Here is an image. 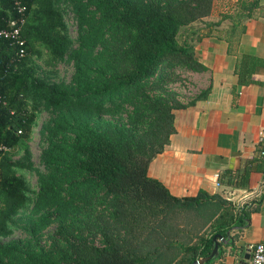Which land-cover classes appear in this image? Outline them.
Instances as JSON below:
<instances>
[{
	"label": "trees",
	"instance_id": "trees-1",
	"mask_svg": "<svg viewBox=\"0 0 264 264\" xmlns=\"http://www.w3.org/2000/svg\"><path fill=\"white\" fill-rule=\"evenodd\" d=\"M55 1L20 0L25 7L20 35L25 41L26 56L17 59L14 47L0 39V143L10 150L30 134L34 110L29 108V100L41 101L50 108H64L70 103L67 93L57 87L48 88L41 82H35L27 66L34 44L44 47L54 58L64 55L66 44L59 35L61 24L53 9ZM212 1L171 0L161 4L155 0H94L93 5L100 14L99 28L107 26L113 34L122 36L121 56L129 63L130 70L122 76L111 78L109 81L112 83L96 85L90 92L85 82V65L80 59V52L75 51L69 56L74 66V90L71 96L77 101L96 98L98 110L104 100L111 101L113 94L125 92L126 96L131 90L137 92L140 84L150 79L162 63L167 68L183 66L193 72H203L204 67L193 58L192 46L185 42L179 43L177 34L180 28L208 16ZM258 1L252 0V5ZM75 12L79 26L85 24L78 3H75ZM18 19L11 0H0V28L16 24ZM257 61L245 55L240 56L235 71L239 85L252 83L250 75ZM205 92L186 105L177 102L169 104L161 98L145 96L147 112L152 117L145 131L140 133L134 128L114 131L109 127L100 134L85 129L82 134L76 133L68 145L73 155L72 168L77 169L84 179L98 183L103 192L111 197L116 218L129 217L135 222L145 212L148 218L159 217L161 221L177 211L191 212L202 222V227L205 226L206 233L199 237V244L193 247L177 244L178 252L166 255V252L157 249L140 252L104 236L99 246L79 241L77 245L71 244L73 256L65 264H190L209 254L213 235L221 236L220 245L232 228L242 229L247 225L248 213L256 210L258 201L243 205L233 213L232 204L217 195L198 192L194 197L175 198L160 183L146 175L149 162L162 151L173 133L171 111L192 105L195 100L204 98ZM165 127L167 132H164ZM17 130L20 134H16ZM57 132L58 129L54 127L52 134ZM44 157L52 174L38 180L35 195L38 209L58 197L60 185L57 178L61 172L57 168L58 156L55 158L52 153L45 151ZM5 158L0 164V236L6 229V220L15 215L25 201L23 181L7 171ZM248 173L246 168L234 175L224 172L230 180L228 185L234 188L247 184ZM249 205L254 207L249 208ZM42 219L45 220L46 216ZM155 229L151 227L149 231L156 233ZM0 250L23 253L14 245L0 246ZM27 258L32 264H58L48 258L39 263L32 256L27 255ZM215 259L204 264H211Z\"/></svg>",
	"mask_w": 264,
	"mask_h": 264
},
{
	"label": "rangeland",
	"instance_id": "rangeland-1",
	"mask_svg": "<svg viewBox=\"0 0 264 264\" xmlns=\"http://www.w3.org/2000/svg\"><path fill=\"white\" fill-rule=\"evenodd\" d=\"M155 1L163 4L171 0ZM75 3L82 8L83 20H86L81 26ZM93 4L94 0L55 1L53 9L61 24L59 35L66 44L64 55L54 58L37 44L29 53L27 66L31 69V78L48 88L57 87L67 93L70 103L64 108H50L41 101L29 100V108L34 110L30 134L21 139L4 159L7 171L22 179L25 201L15 215L6 220V229L0 236V246L14 245L23 253L0 250V264H32L27 255L35 258L37 263L48 258L51 262L65 264L73 256L71 244L84 242L99 246L104 236L140 252L157 249L167 255L178 252L177 244L190 247L199 244V237L206 233L199 218L187 211L171 213L161 221L159 217L148 218L145 212L135 222L129 217L116 218L111 197L98 183L84 179L77 169L72 168L73 155L68 145L76 133L82 134L85 129H90L102 134L109 127L114 131L134 128L141 133L152 120L147 112L145 96L161 98L169 104L186 105L200 96L204 91L202 86L206 84V77L199 74L202 72H193L183 66L167 68L162 63L150 79L140 84L137 92L131 90L126 96L125 92L113 94L111 101L104 100L98 110L96 98L75 100L71 96L74 90L71 53L80 52L90 92L96 85L112 83L109 81L111 78L130 70L129 63L121 56L122 36L113 34L107 26L99 28L100 14ZM199 21L180 28L177 41L191 45ZM54 127L58 129L55 135L52 134ZM167 130L165 127L164 132ZM45 151L55 158L58 156L60 185L58 197L38 209L35 204L38 180L52 174V169L46 165ZM44 216L45 220L42 219ZM151 227H156L157 232H150ZM163 240L167 242L163 243Z\"/></svg>",
	"mask_w": 264,
	"mask_h": 264
},
{
	"label": "crops",
	"instance_id": "crops-1",
	"mask_svg": "<svg viewBox=\"0 0 264 264\" xmlns=\"http://www.w3.org/2000/svg\"><path fill=\"white\" fill-rule=\"evenodd\" d=\"M200 21L191 46L194 60L204 67L199 74L206 77L205 97L171 111L173 133L146 175L175 198L217 195L232 204L233 213L258 201L247 225L231 229L227 242L218 244L211 263L248 264L245 245L264 241V160L259 154L264 153V0L256 5L213 0ZM241 55L258 60L247 85L237 83ZM243 168L249 171L247 184L228 185L224 172L234 175Z\"/></svg>",
	"mask_w": 264,
	"mask_h": 264
},
{
	"label": "built area",
	"instance_id": "built-area-1",
	"mask_svg": "<svg viewBox=\"0 0 264 264\" xmlns=\"http://www.w3.org/2000/svg\"><path fill=\"white\" fill-rule=\"evenodd\" d=\"M11 2L19 19L16 24H8L7 27L0 28V39L8 41L9 45L15 49L16 58L21 59L26 56L25 41L20 35L24 23L23 16L25 7L21 4L20 0H11ZM16 134H20V131L17 130ZM9 152L10 149L0 143V164L2 159L7 156ZM259 154L264 160V153L260 152ZM244 251L248 255V264H264V241L247 244L244 247Z\"/></svg>",
	"mask_w": 264,
	"mask_h": 264
},
{
	"label": "water",
	"instance_id": "water-1",
	"mask_svg": "<svg viewBox=\"0 0 264 264\" xmlns=\"http://www.w3.org/2000/svg\"><path fill=\"white\" fill-rule=\"evenodd\" d=\"M235 228H232V230H234ZM228 234V232H227ZM222 240L221 236L220 235H213L212 238H211V241H212V248L209 252L208 255L202 257V258H198L196 260H194L193 262H191L190 264H204L212 259H215L218 255V243ZM227 241L224 240L222 243H226ZM244 260L247 261L248 260V255L245 254L244 255ZM241 264H244V263H241Z\"/></svg>",
	"mask_w": 264,
	"mask_h": 264
}]
</instances>
